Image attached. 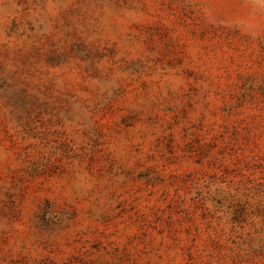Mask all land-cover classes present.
<instances>
[{
  "label": "rangeland",
  "instance_id": "rangeland-1",
  "mask_svg": "<svg viewBox=\"0 0 264 264\" xmlns=\"http://www.w3.org/2000/svg\"><path fill=\"white\" fill-rule=\"evenodd\" d=\"M0 264H264V0H0Z\"/></svg>",
  "mask_w": 264,
  "mask_h": 264
}]
</instances>
